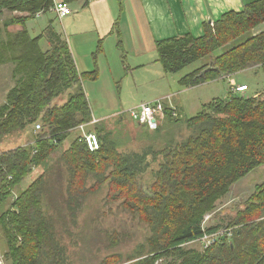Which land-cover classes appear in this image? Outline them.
<instances>
[{
	"label": "trees",
	"instance_id": "obj_1",
	"mask_svg": "<svg viewBox=\"0 0 264 264\" xmlns=\"http://www.w3.org/2000/svg\"><path fill=\"white\" fill-rule=\"evenodd\" d=\"M51 5L52 0H0V16L12 13L2 21L0 63L12 64L13 81L0 102V141L26 127L32 137L29 143L0 151V203L11 198L0 214L3 260L70 264L65 241L69 233L74 242L81 234L79 230L74 238L77 232L70 229L79 224L83 193L97 192L103 184L108 189L105 202H118L147 226L148 235L125 257L115 253L98 264H264V181L255 185L226 225L203 224L204 216L214 211L232 184L264 165V28L255 29L264 25V0L204 22L201 36L184 34L156 41L157 59L165 73L206 59L179 79L184 87L226 79L246 69L263 77L249 92L245 82L246 89L237 91L230 77L226 93L203 103L191 117L183 118L174 107L176 115H172V107L164 102L154 130L136 123L137 127L151 138L167 126L185 132L180 139L163 137L158 148L149 144L140 151L119 150L122 142L106 122H92L83 81L94 72L78 71L52 19L36 36L24 27L27 19L49 12ZM14 24L22 28L10 32ZM61 97L64 100L58 102ZM124 116L114 120L119 124ZM36 123L41 126L38 131ZM82 129L97 134L99 147L90 150L78 132L48 164L71 133ZM44 165L45 170L14 195L15 187ZM90 179L94 180L87 185ZM219 230L224 234L207 247L187 246ZM122 238L114 235L111 242L118 245Z\"/></svg>",
	"mask_w": 264,
	"mask_h": 264
},
{
	"label": "rangeland",
	"instance_id": "obj_2",
	"mask_svg": "<svg viewBox=\"0 0 264 264\" xmlns=\"http://www.w3.org/2000/svg\"><path fill=\"white\" fill-rule=\"evenodd\" d=\"M12 13L5 11L0 16V30H3L2 21L9 19ZM52 19V25L56 31L60 30L62 36H65L62 29L61 20L56 16L54 12H46L40 16L29 18L23 24L28 30L31 36H36L44 30V27L48 21ZM21 25H11L9 30L14 32ZM257 28H264L263 23L258 25ZM237 40L231 42L236 43ZM40 45L46 48L45 40H40ZM231 45V44H230ZM226 47L217 50L215 53L219 54ZM206 62V59L197 60L178 72H170L167 74H153L146 70H136L132 73L127 71L124 75L118 78L117 81L107 83L103 92H97L96 98L92 100L94 110L91 108L94 121H105L108 128L113 130V136L115 139L122 142L119 146L121 151H140L149 144L158 148L161 144L158 140H163V137H171L180 139L179 134H183L185 131L182 129L183 122L180 127L167 126L162 130L161 135L151 138V134L147 135L146 132L141 131L137 127L136 123L131 121L128 117L127 111L141 103L151 102L156 99H162L166 103L175 105L182 114L183 118L191 117L201 110V105L211 98L216 96H223L229 86V78L232 77L236 83L245 82L249 85L251 91L257 83L261 82L263 74H254L251 70L246 69L239 71L226 79H216L209 82H205L196 86L184 87L180 85L179 79L187 72L202 65ZM12 64L9 62L0 63V102L5 97L6 90L13 84L11 77ZM231 79V78H230ZM234 81V82H235ZM167 95H171L167 99ZM63 97L58 99V102H62ZM120 114H125L121 123H117L114 119ZM92 124L88 125V128ZM80 127V126H79ZM85 131V130H84ZM81 133L78 130H74L70 137L67 138L57 149L56 153L49 159L48 164L57 158L61 152L69 144V139L76 133ZM168 133V134H167ZM30 128L26 127L19 132L6 135L2 141H0V151L12 148L19 144L29 143L31 140ZM47 166V163L45 164ZM45 165L40 168H36L33 172L29 173L14 189V195H17L21 190L26 188L32 179L39 173L45 170ZM148 174L145 175L147 177ZM94 179L88 180L87 185H91ZM65 183V179H63ZM264 181V165L254 169L246 176L241 178L232 184L229 192L219 199L216 203V207L210 216L204 223L206 225H212L214 223H222L226 225L228 218L233 216L238 208L243 206L245 199L253 192L255 185ZM105 184V183H104ZM97 192L90 191L84 192V201L82 204V211L79 212V224L77 227H73L70 230L76 231L81 234L78 237V241H70L72 239L71 233L66 237L65 244L67 246L70 264H98L104 257L115 253H120L125 257L131 253L137 244H141L145 241L148 235L147 226L140 222L137 218H133L129 212L120 208L118 202L108 204L106 201V195L108 189L105 185L97 188ZM95 192V193H94ZM10 199L0 203V209H5L10 202ZM123 235L124 238L120 239L118 245H114V235ZM0 240L2 241L1 237ZM0 241V259H3V249ZM199 242L189 243L188 247H195L200 250L201 245ZM5 263L9 262L6 260Z\"/></svg>",
	"mask_w": 264,
	"mask_h": 264
},
{
	"label": "crops",
	"instance_id": "obj_3",
	"mask_svg": "<svg viewBox=\"0 0 264 264\" xmlns=\"http://www.w3.org/2000/svg\"><path fill=\"white\" fill-rule=\"evenodd\" d=\"M65 1L75 11L59 18L66 33L63 38L78 71L94 72L83 81L87 100L94 110L92 100L96 98V93H102L107 83H114L127 71L167 74L157 59L156 41L184 34L201 36L204 22L216 21L230 10L240 11L253 0ZM4 31L0 30L2 37ZM167 104L178 109L169 102ZM84 130L80 134L88 132ZM5 209H0V214ZM1 245H4L2 241Z\"/></svg>",
	"mask_w": 264,
	"mask_h": 264
},
{
	"label": "built area",
	"instance_id": "obj_4",
	"mask_svg": "<svg viewBox=\"0 0 264 264\" xmlns=\"http://www.w3.org/2000/svg\"><path fill=\"white\" fill-rule=\"evenodd\" d=\"M56 14L58 18H63L67 15H70L75 11L68 2L65 0H52V5L50 10ZM36 16H40V12L36 13ZM230 83L235 85V89L237 91H243L246 89V86L243 84L236 85L233 79H230ZM163 109H164V101L162 99H156L151 102H144L139 105H136L130 108L127 111L128 117L135 123L146 125L148 129L154 130L163 116ZM172 115H176V110L172 107L171 108ZM96 122V121H92ZM41 128L40 123H36L34 126L35 131H38ZM80 129L82 126L79 127ZM83 137L89 147L90 150H95L99 147V139L95 132L88 131L83 133ZM210 216V213L204 216L203 224L207 221L206 219ZM224 234L223 230H219L212 234H204L198 242L203 247H207L212 242L216 241L219 237ZM230 235V232H227ZM0 264H5L0 259Z\"/></svg>",
	"mask_w": 264,
	"mask_h": 264
},
{
	"label": "bare ground",
	"instance_id": "obj_5",
	"mask_svg": "<svg viewBox=\"0 0 264 264\" xmlns=\"http://www.w3.org/2000/svg\"><path fill=\"white\" fill-rule=\"evenodd\" d=\"M81 135L83 136V133Z\"/></svg>",
	"mask_w": 264,
	"mask_h": 264
}]
</instances>
